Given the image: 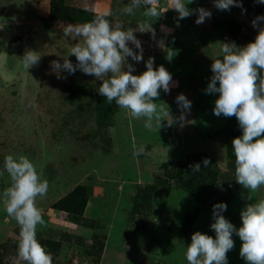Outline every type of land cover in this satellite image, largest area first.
I'll return each mask as SVG.
<instances>
[{
  "label": "rangeland",
  "instance_id": "374dc122",
  "mask_svg": "<svg viewBox=\"0 0 264 264\" xmlns=\"http://www.w3.org/2000/svg\"><path fill=\"white\" fill-rule=\"evenodd\" d=\"M129 2L0 0V192L11 183L3 168L7 154L26 155L48 180L47 193L36 198L44 219L36 238L52 264H188L191 234L215 236L213 203L226 202L223 214L239 226L244 205L264 199V185L248 191L235 180L231 140L241 128L235 116L213 113L219 94L205 91L222 43L254 39L258 28L251 21L264 13V3L242 0L245 11L219 10L203 44L200 27L185 18L176 23L171 0H155L158 17L142 7L124 13ZM100 14L135 30L143 48L142 60L128 57L135 73L151 56L154 68L163 65L172 74L170 91L153 98L158 118L151 128L145 117L99 94L101 81L93 75L52 69L51 61L62 62L80 42L64 28ZM145 24L155 32L140 31ZM27 50L40 55L28 69L22 61ZM68 58L76 62L74 54ZM181 92L191 100L186 112L175 100ZM194 162L201 163L199 172L191 170ZM19 232L0 201V264H27L19 255ZM233 239L228 264H246L240 238Z\"/></svg>",
  "mask_w": 264,
  "mask_h": 264
},
{
  "label": "clouds",
  "instance_id": "9594fccd",
  "mask_svg": "<svg viewBox=\"0 0 264 264\" xmlns=\"http://www.w3.org/2000/svg\"><path fill=\"white\" fill-rule=\"evenodd\" d=\"M193 0H171L169 7L176 10L177 20L196 14L195 23H202L211 16V9L198 5L191 8ZM220 10H230L232 6L243 8L242 0H212ZM264 3V0H258ZM136 7H142L145 15L158 17L161 10L155 0H130L122 11L132 14ZM168 7V8H169ZM258 31L254 39L244 45L234 41L223 42L221 55L212 59L211 76L206 85L207 93H218L213 113L217 116H235L241 134L231 140L235 155V180L248 191L264 185V13L251 21ZM140 31L155 32L151 24H145ZM66 37L80 39L69 50L74 54L73 63L67 56L63 61L53 60L51 66L57 74L61 70L73 73L77 69L93 75L101 83L97 88L109 103L126 109L134 117H145L144 126L151 128L153 119L158 118L155 97L160 90L170 91L172 74L163 66L153 67L154 58L145 60V69L140 73L133 71L134 65L128 62L143 59V48L133 28L127 30L120 24L112 25L105 14L96 15L82 24H69L64 28ZM130 43L138 51H134ZM171 50L167 53L170 60ZM40 55L27 50L22 55L24 66L28 69L38 62ZM179 108L190 110L191 100L184 94L175 97ZM183 116V112L181 114ZM159 127L161 119L158 120ZM171 125L173 119L167 120ZM143 146L134 154L142 152ZM205 167L210 164L207 157L202 158ZM4 170L11 183L0 192L4 211L13 217L20 226L19 255L27 264H52L50 254L36 238L37 225L44 224L41 209L36 198L48 191V180L42 177L34 162L23 154H7L4 157ZM193 172H199L200 162L190 165ZM250 197V196H249ZM227 203L218 201L212 205L210 228L215 236L199 230L191 234L186 245L185 258L188 264H228L227 252L234 247L233 234L241 240L239 255L246 264H264V199L248 202L240 210L241 223L234 224L223 213Z\"/></svg>",
  "mask_w": 264,
  "mask_h": 264
},
{
  "label": "water",
  "instance_id": "95a60500",
  "mask_svg": "<svg viewBox=\"0 0 264 264\" xmlns=\"http://www.w3.org/2000/svg\"><path fill=\"white\" fill-rule=\"evenodd\" d=\"M198 5L211 9V16L205 18L202 23H195L196 14L189 15L185 17V19L193 25H196L201 28V42L203 44L207 43L208 37L212 33V22L217 18L218 12L220 9L216 8L212 2V0H193L191 4V8H196Z\"/></svg>",
  "mask_w": 264,
  "mask_h": 264
}]
</instances>
